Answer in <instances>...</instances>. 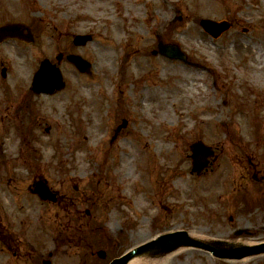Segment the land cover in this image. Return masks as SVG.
<instances>
[{
    "label": "rangeland",
    "instance_id": "1",
    "mask_svg": "<svg viewBox=\"0 0 264 264\" xmlns=\"http://www.w3.org/2000/svg\"><path fill=\"white\" fill-rule=\"evenodd\" d=\"M202 19L233 26L213 38ZM11 21L29 24L36 40L29 49L14 40L0 46V120L4 88L31 82L39 58L57 63L60 52L76 53L92 73L64 60L60 95L74 115L44 98L43 120L53 125H39L37 139L24 144L6 146L10 133L0 138L3 204L13 206L19 192L24 212L52 218L25 193L35 175L72 197L69 211L52 209L61 230L73 213L76 264H108L181 229L204 240L264 243V0H0V25ZM78 35L93 41L77 47ZM159 40L178 44L191 64L154 55ZM123 120L128 126L111 143ZM197 142L217 151L201 177L191 173ZM135 234L144 241L134 243ZM193 251L190 262L174 263L236 261Z\"/></svg>",
    "mask_w": 264,
    "mask_h": 264
},
{
    "label": "flooded vegetation",
    "instance_id": "2",
    "mask_svg": "<svg viewBox=\"0 0 264 264\" xmlns=\"http://www.w3.org/2000/svg\"><path fill=\"white\" fill-rule=\"evenodd\" d=\"M70 53V52H68ZM4 79H7V75ZM19 89L6 86L3 90V101L5 103L2 109L5 118L0 120V126H8L4 137L8 134L6 146L17 145L18 140L24 144L26 138L29 141H35L38 137L39 125L52 124L53 122H44L45 104H41L44 98H54L53 101L58 108L66 109L70 116H73L71 101L64 105L67 95H60L61 92L53 96L37 95L34 93L32 86L29 84L21 85ZM62 100L59 104L58 100ZM85 99V98H84ZM61 112L58 113L60 115ZM7 119V120H6ZM62 121L61 117L59 119ZM50 131L51 128H44ZM21 151H27L26 148H20ZM45 180L41 176L30 178L26 185V191L34 196L41 205H45L53 213V217L43 220L38 214H29L24 212L21 201L24 199L19 192L13 194L14 205L7 206L0 199V264H76V237L71 233V221L73 213L67 214L64 229H60L57 218V208L62 206L63 210L69 209V202L72 197L67 199V194L56 190L51 181L47 178V184L56 193L57 201H42L34 192L36 181ZM24 188V187H23ZM77 190V187H76ZM67 202V203H65ZM43 223V224H42ZM44 225V226H43Z\"/></svg>",
    "mask_w": 264,
    "mask_h": 264
},
{
    "label": "water",
    "instance_id": "3",
    "mask_svg": "<svg viewBox=\"0 0 264 264\" xmlns=\"http://www.w3.org/2000/svg\"><path fill=\"white\" fill-rule=\"evenodd\" d=\"M201 25L208 33L217 38L229 30L232 24L229 22L219 23L211 20H203ZM10 38L31 42L34 40V35L30 27L24 23H9L4 26H0V44ZM90 39V36L78 37L76 38V44H86ZM154 53H159L170 59L181 60L187 63L186 54H184L176 45H164L160 42L159 51ZM69 60L74 63L81 72L90 73L91 64L82 57L71 56L69 57ZM33 85L35 91L45 93H53L56 90H61L65 86L60 70L49 61H45L42 64L40 71L35 76ZM125 125L126 124L124 123V125L119 127L118 131H120ZM192 151L194 158V171L200 174L208 165L207 158L214 155V153L211 148L205 146L203 143L194 144L192 146ZM37 191L44 199H54V196L49 195L50 191L46 186H44L43 189L39 188ZM184 246L204 248L223 258L228 257L241 259L264 253V244H262L252 247H242L237 250L238 256L233 257L230 255V252H224L216 245L192 238L187 232L182 231L162 236V238H159L156 241L136 248L124 258L116 260L113 264H129V262L134 260L136 257H141L143 255H152L153 257L164 256ZM101 255L103 256L104 253H101Z\"/></svg>",
    "mask_w": 264,
    "mask_h": 264
},
{
    "label": "bare ground",
    "instance_id": "4",
    "mask_svg": "<svg viewBox=\"0 0 264 264\" xmlns=\"http://www.w3.org/2000/svg\"><path fill=\"white\" fill-rule=\"evenodd\" d=\"M104 53L107 54V52H104ZM164 71H167L166 67L164 68ZM58 102H59V104H62V100L61 99L58 100ZM136 155H137V152H136ZM217 183L218 182L215 181L214 185H216ZM126 189H127V187H126ZM144 239H145V237L140 235V234H135L132 237V241L134 243H136V244H140L141 241H144ZM245 243L249 244V245H255V244L257 245L260 242L255 241L254 243H250V242H245ZM193 250L194 249H188V248L181 249V250H179V251H177V252H175L173 254H170V255L165 256V257H159V258H152L150 256L136 257L134 260H132L130 262V264H175L174 262H176V259H178L181 256H184L186 258L187 262H190V256L195 254ZM208 260L210 261V258H208ZM260 261H264V255L258 256V257H247V258L242 259L241 261H238V262L233 261V262H229V263H231V264H233V263L255 264V263H258Z\"/></svg>",
    "mask_w": 264,
    "mask_h": 264
}]
</instances>
